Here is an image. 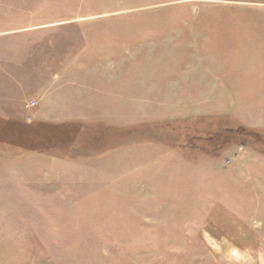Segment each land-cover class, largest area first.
<instances>
[{
    "label": "rangeland",
    "instance_id": "rangeland-1",
    "mask_svg": "<svg viewBox=\"0 0 264 264\" xmlns=\"http://www.w3.org/2000/svg\"><path fill=\"white\" fill-rule=\"evenodd\" d=\"M0 264H264V0H0Z\"/></svg>",
    "mask_w": 264,
    "mask_h": 264
},
{
    "label": "built area",
    "instance_id": "built-area-1",
    "mask_svg": "<svg viewBox=\"0 0 264 264\" xmlns=\"http://www.w3.org/2000/svg\"><path fill=\"white\" fill-rule=\"evenodd\" d=\"M30 104H31V105H33V104H34V102H33V101H31V102H30Z\"/></svg>",
    "mask_w": 264,
    "mask_h": 264
},
{
    "label": "crops",
    "instance_id": "crops-1",
    "mask_svg": "<svg viewBox=\"0 0 264 264\" xmlns=\"http://www.w3.org/2000/svg\"><path fill=\"white\" fill-rule=\"evenodd\" d=\"M8 117V116H7Z\"/></svg>",
    "mask_w": 264,
    "mask_h": 264
}]
</instances>
